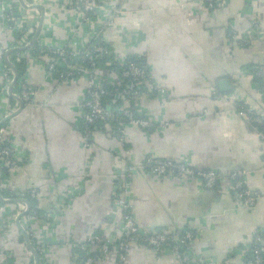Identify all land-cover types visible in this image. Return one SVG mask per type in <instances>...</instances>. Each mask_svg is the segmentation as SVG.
I'll return each mask as SVG.
<instances>
[{"label":"crops","instance_id":"obj_1","mask_svg":"<svg viewBox=\"0 0 264 264\" xmlns=\"http://www.w3.org/2000/svg\"><path fill=\"white\" fill-rule=\"evenodd\" d=\"M94 2L97 10L89 20L77 7L80 0L0 3V52L8 55V61L0 58V87L6 89L0 124L18 161L0 175V264L3 255L9 264H36L30 246L38 264H83L86 255L99 253V245L81 249L90 235L120 241L122 212L114 205L120 162L137 167L130 196L140 229L192 231L195 264H241L255 231L264 229V142L233 103L264 116V76L259 81L256 71L264 67V0H223L215 9L204 0ZM6 7L16 11L31 42L36 37L32 45L79 51L101 32L119 65L138 60L164 91L132 103L153 128L121 120L120 137L109 121L86 136L81 104L89 79L83 74L61 79L21 49L23 37L18 42L2 18ZM20 53L17 64L12 58L15 54L18 61ZM111 77L118 81V75ZM21 84L36 95L10 116L19 108L13 95ZM150 156L212 170L219 184L208 189L199 178L155 176L145 165ZM235 173H243L245 187L257 194L253 207L236 205ZM32 192L38 216L26 198ZM26 202L30 210L18 221ZM124 255L121 260L115 244L98 264H183L170 250L157 253L141 241L132 242Z\"/></svg>","mask_w":264,"mask_h":264},{"label":"built area","instance_id":"obj_2","mask_svg":"<svg viewBox=\"0 0 264 264\" xmlns=\"http://www.w3.org/2000/svg\"><path fill=\"white\" fill-rule=\"evenodd\" d=\"M80 1V6L77 7L85 13L86 19L89 20L90 16L97 10L96 4L94 0ZM204 1L210 9H215L223 0ZM1 2L2 0H0V3ZM25 3L27 6L31 5L26 1ZM2 18L10 27L14 28L16 32L23 35L20 44V47H22L21 49L27 48L30 50L33 47V45H31V39L26 35V30L18 20L16 11L6 7L2 12ZM107 55H110L109 51L102 46H93L86 51H77L70 47L63 46L43 48L39 51L38 55L32 57L38 63L46 65L51 73L57 72L59 67H64L66 70L59 74L61 79L72 78L78 74H83L89 79L88 96L81 104L84 110L86 136L92 134L94 131L93 127L96 124L117 120H126L133 125H137L144 129H150L154 126L152 121L138 115L132 107V103L138 96L144 94L158 95L164 93V91L155 81L149 79L146 69L143 66L138 65L137 62H128V65L118 74V84L120 88L117 89L116 92H111L105 85V76L100 74L101 69L96 66V59ZM18 57L21 59L23 54L20 53ZM0 58L8 61L7 50H2L0 52ZM108 75L109 77L111 76L110 74ZM257 75L260 77L264 76V67L257 69ZM4 76L8 77V74L5 73ZM16 80L18 81V78H14L10 80V82L13 83ZM4 93H6V89L0 87V96ZM35 95L36 91L32 87L27 84H21L19 92L17 95L13 96L17 98L19 104L20 101L26 104L31 103ZM107 97L112 98L106 100ZM117 101L121 103L117 104ZM233 108L238 112L239 116L251 122L257 128L258 134L264 142V116L258 114L254 108L239 101L233 103ZM18 109H15L16 111L14 110L10 115L17 112ZM118 129L120 137H122L123 129L121 127ZM5 134L6 128L0 124V160L3 161V165H1L0 168V175L5 170L8 172L15 167L18 162L15 151L8 145H5ZM145 165L153 175L158 177L174 176L183 181L199 178L208 189H214L220 181L217 173L212 170L198 171L185 162L172 159L150 156L146 160ZM136 172L137 167L130 162H120L115 172L117 187L114 193V205L122 212L121 225L123 238L116 243L114 237L104 239L98 234L90 235L87 241L81 244V249L87 251L90 246L99 245V253L97 255H86L83 264H98V261L105 256L115 244H117L121 252V260H124V254L129 245L137 241L143 242L157 253L170 250L183 264H195V258L192 256L191 252V243L194 239V233L192 231H177L170 234L162 231L146 232L140 229L130 196L132 179ZM243 177V173H235L233 175L235 203L238 207L250 208L255 205L257 194L245 187ZM31 195L35 197L36 193L32 192ZM30 211L33 216H38L37 211ZM46 218L47 214L41 216V219H44L43 221H46ZM40 250L43 251L44 248L40 247ZM250 251L252 252L251 258L245 259L241 264H264V229L255 231L253 235V245ZM2 263L9 264L5 255L2 256ZM225 264H230V262L226 261Z\"/></svg>","mask_w":264,"mask_h":264},{"label":"trees","instance_id":"obj_3","mask_svg":"<svg viewBox=\"0 0 264 264\" xmlns=\"http://www.w3.org/2000/svg\"><path fill=\"white\" fill-rule=\"evenodd\" d=\"M95 1V0H94ZM22 34L21 33H16V40H18V42L20 41V39L22 38ZM93 46H102V47H105L108 51H109V53H110V55H107V56H104V57H98L97 59H96V66H97V68H99V69H101L102 71L103 70H105V71H107L108 72V74H116V75H118V74H120L122 71H123V69L128 65V62H137L138 63V65H140V66H143L142 64H140V62L138 61V60H136V59H130L125 65H123V66H121V65H119L117 62H116V60L114 59V57H113V54H112V52H111V49H110V47L105 43V41H104V39H103V35H102V33L101 32H98L97 33V35L91 40V42L89 43V45L86 47V48H84V49H82V51H86L87 49H89L90 47H93ZM43 48H47L46 46H43V45H41V44H39V43H36L35 45H33V47L30 49V52H31V54H32V56H35V55H38L39 54V51L41 50V49H43ZM15 55V54H14ZM13 55V61L14 62H18L17 64H20L21 62H22V58L21 59H18V61H17V59H16V57ZM87 64V63H86ZM144 67V66H143ZM145 68V67H144ZM260 68V67H259ZM258 69V68H257ZM64 70H66L64 67H59L58 69H57V72H55V74L56 75H58L59 76V74H61V72H63ZM257 71V70H256ZM22 72H23V69H21V68H19L18 69V74H19V76L20 75H22ZM78 75H80V74H78ZM119 76V75H118ZM259 81H261L262 82V77H258L257 78ZM17 84H18V82L15 84V86H14V88L16 89L17 88ZM105 85L107 86V88L111 91V92H116V90L117 89H119L120 88V86H119V84H118V81L117 80H115L114 78H111V76L109 77V75H106L105 76ZM112 97H107V99L106 100H110ZM117 104L118 103H121L120 101H117L116 102ZM147 118V117H146ZM112 122H114L116 125H117V128H119V127H121V121L120 120H117V121H112ZM99 126V123L98 124H96L94 127H93V130H95L97 127ZM153 127H151L150 129H148V130H151ZM85 130H86V126H85ZM5 145H7V142H5ZM176 161V160H175ZM149 170V169H148ZM150 171V170H149ZM151 173V172H150ZM152 174V173H151ZM218 175V174H217ZM165 177V176H164ZM0 191L2 192L3 191V189L2 188H0ZM4 195V194H3ZM26 198H28L30 201L32 200L31 198H33L32 197V195H31V193H29L28 195H27V197ZM36 206H35V203H34V201L32 200L31 201V210H36V208H35ZM180 232H183V231H180ZM171 234V233H170ZM251 254H252V252L250 251V253H249V256L246 258V259H249V258H251Z\"/></svg>","mask_w":264,"mask_h":264},{"label":"water","instance_id":"obj_4","mask_svg":"<svg viewBox=\"0 0 264 264\" xmlns=\"http://www.w3.org/2000/svg\"><path fill=\"white\" fill-rule=\"evenodd\" d=\"M35 40H36V37H35V39H34V41H32L31 42V45L35 42ZM18 78V74L16 73V79ZM15 82V81H14ZM14 82L12 83V85H11V87H10V89H9V93L12 95V93H11V90H12V86H13V84H14ZM24 107V103L22 102V101H20V107H19V109H18V111L20 110V109H22ZM17 111V112H18ZM13 114H15V113H13ZM10 116H12V115H10ZM10 116H8L5 120H7ZM0 198L2 199V197L0 196ZM28 203L26 202V210L22 213V215H20L19 217H18V221H19V218H21L24 214H26L27 212H28V210H29V206L27 205ZM25 233V232H24ZM25 238H26V240H27V242H28V237L27 236H25ZM30 248L32 249V251H33V253H34V255H35V258H36V264H38V260H37V254H35V250L33 249V247H31L30 246Z\"/></svg>","mask_w":264,"mask_h":264}]
</instances>
